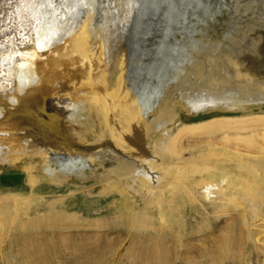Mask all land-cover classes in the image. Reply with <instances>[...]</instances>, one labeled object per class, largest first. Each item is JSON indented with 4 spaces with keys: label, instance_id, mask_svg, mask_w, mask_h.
Returning a JSON list of instances; mask_svg holds the SVG:
<instances>
[{
    "label": "bare ground",
    "instance_id": "6f19581e",
    "mask_svg": "<svg viewBox=\"0 0 264 264\" xmlns=\"http://www.w3.org/2000/svg\"><path fill=\"white\" fill-rule=\"evenodd\" d=\"M102 1L109 18L121 1L123 14H116L121 22H107L111 18L106 15L102 22L95 20H99L96 4ZM102 1L0 0V169L21 166L29 184L35 182L38 171L55 185L91 181L86 194L104 197L101 200L115 194L125 199L130 191L142 190L162 195L171 188L172 178L168 166L155 157L166 153L170 145H164L176 133L205 124L249 121L264 125L262 112L218 116L183 125L175 132L171 129L179 119L180 105L191 115L263 106L264 17L224 27L206 21L198 28L163 22L162 14L155 13L156 22H140L147 16V0H134L142 5L134 9L140 15L137 21L127 22L126 0ZM35 7L38 17L34 20ZM216 27L225 30L226 42L216 52L205 53L203 60L185 66L179 51L187 60L188 52L194 50L186 43L196 42L198 34L212 41ZM148 32L159 43L156 52H161L170 33L168 38L175 44L172 54L176 51L178 59L170 61L175 71L171 79L161 80L159 88L150 84L145 97L142 89L154 73L142 44ZM155 77L159 79V74ZM156 133L160 137L149 154L143 143ZM157 168L162 176L153 179ZM193 179L189 192L197 195L202 189L204 200H212L217 192L223 199L231 192L230 177L218 172L200 171ZM108 214L107 209L102 215Z\"/></svg>",
    "mask_w": 264,
    "mask_h": 264
},
{
    "label": "rangeland",
    "instance_id": "374dc122",
    "mask_svg": "<svg viewBox=\"0 0 264 264\" xmlns=\"http://www.w3.org/2000/svg\"><path fill=\"white\" fill-rule=\"evenodd\" d=\"M201 1L207 3L206 10L198 9L195 3L188 4L185 22L181 23L199 28L207 21L224 27L234 22H257L264 17L261 16L264 0ZM119 4L121 1H117L115 15L123 14ZM125 4L130 8L127 22L137 21L140 14L134 9L136 4L139 9L142 5L134 0L131 3L126 0ZM247 5L251 7L246 9ZM97 6L99 20H95L102 22V15L108 14ZM220 7L221 12L216 14ZM37 9L34 20L38 17ZM213 12L215 18L210 16ZM115 15H109L112 17L107 22H121V17ZM216 30L217 37L212 41H204L198 34L196 39L200 41L186 43L191 45L190 51L194 50L190 54L186 48L187 60L179 51L185 66L203 60L205 53L216 52L226 42L225 30L217 27ZM152 36L148 32L142 44L145 57L152 63L150 67L156 66L152 68L149 85L159 88L164 79H171L174 68L169 61L176 54L171 53L173 41L169 36L161 52H156L159 43L156 45V37ZM177 111L179 119L171 126L172 132L183 125L218 116L262 113L264 104L233 113L217 109L191 115L184 105ZM192 130L176 133L164 145H170L166 153L156 154L155 159L168 166L172 178L171 188L162 195L142 190L130 191L125 199L115 194L101 200L104 197L86 194L91 181L55 185L43 179L38 171L35 182L29 184L21 166L0 169V264H264L263 123L205 124ZM159 137L156 133L145 139V151L150 154L151 145ZM199 170L229 176L228 196L220 199L217 192L216 197L207 201L203 192L200 195L202 189L197 195L190 193L189 185ZM155 175L162 176V171L155 169L153 179ZM214 180L218 182L220 178ZM107 209L109 217L102 215ZM73 219L76 220L71 222Z\"/></svg>",
    "mask_w": 264,
    "mask_h": 264
}]
</instances>
